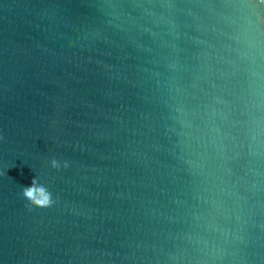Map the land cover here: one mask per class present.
<instances>
[{"label": "water", "instance_id": "obj_1", "mask_svg": "<svg viewBox=\"0 0 264 264\" xmlns=\"http://www.w3.org/2000/svg\"><path fill=\"white\" fill-rule=\"evenodd\" d=\"M0 135V264H264V0H0Z\"/></svg>", "mask_w": 264, "mask_h": 264}, {"label": "clouds", "instance_id": "obj_2", "mask_svg": "<svg viewBox=\"0 0 264 264\" xmlns=\"http://www.w3.org/2000/svg\"><path fill=\"white\" fill-rule=\"evenodd\" d=\"M3 139L4 137L0 135V140ZM51 166L53 168L59 169L61 164L58 160L52 159ZM63 166L67 168L69 166L68 162L65 161ZM22 195L30 205L37 207L45 208L51 206L54 203L52 193L46 186L39 183L36 178L32 180L30 187H24L22 189Z\"/></svg>", "mask_w": 264, "mask_h": 264}]
</instances>
